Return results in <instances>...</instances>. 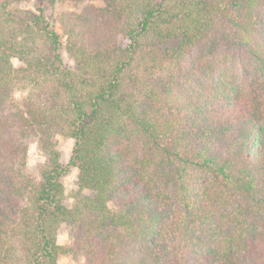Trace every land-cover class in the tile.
<instances>
[{
  "label": "trees",
  "instance_id": "obj_1",
  "mask_svg": "<svg viewBox=\"0 0 264 264\" xmlns=\"http://www.w3.org/2000/svg\"><path fill=\"white\" fill-rule=\"evenodd\" d=\"M36 1L0 0V264H264V0Z\"/></svg>",
  "mask_w": 264,
  "mask_h": 264
},
{
  "label": "rangeland",
  "instance_id": "obj_2",
  "mask_svg": "<svg viewBox=\"0 0 264 264\" xmlns=\"http://www.w3.org/2000/svg\"><path fill=\"white\" fill-rule=\"evenodd\" d=\"M19 5L21 8L37 13V9L35 8V5H33V3L30 1H22L20 2ZM36 5L41 7L44 10L45 18L54 24L56 30L59 33H62L57 23L60 15L78 14L83 9L89 6H97V7L100 6L101 7L103 4L101 2H94L90 0H64L59 3H51L46 0H37ZM61 55H62L64 63L68 67H71L72 61L70 60L69 56L65 53L64 50L61 51ZM13 63L15 66L20 65V63L17 60H13ZM24 94L25 92H16L15 97L17 99H20L21 97H23ZM54 140H55L57 149L61 156L60 161L62 164H66L71 154V150L73 147V141L67 137H62L59 135H57ZM44 161H45V158L42 152L39 150L35 141H30L28 143V152H27V161H26L25 171L29 175L33 177H37L39 167L40 165L44 163ZM77 175H78L77 169L73 168L70 170L69 174L62 179V183L65 189L64 202H65V205L68 207L72 206V204L74 203L73 196L76 195V193H78L79 191L78 184H77ZM80 194L82 196H85V195L90 196L91 192H89L88 190H83L82 192H80ZM57 243L61 246H69L71 243L70 230H69V227L65 224H62L58 230ZM83 263H84V260L82 257L74 259L69 255L64 256L59 262V264H83Z\"/></svg>",
  "mask_w": 264,
  "mask_h": 264
}]
</instances>
